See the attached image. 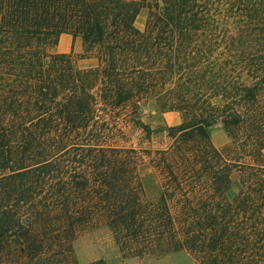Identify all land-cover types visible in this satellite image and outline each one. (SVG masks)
<instances>
[{"label":"trees","instance_id":"16d2710c","mask_svg":"<svg viewBox=\"0 0 264 264\" xmlns=\"http://www.w3.org/2000/svg\"><path fill=\"white\" fill-rule=\"evenodd\" d=\"M62 33L96 64L48 51ZM147 102L181 121L150 126ZM263 148L264 0H0V264H77L97 226L122 260L264 264Z\"/></svg>","mask_w":264,"mask_h":264},{"label":"rangeland","instance_id":"374dc122","mask_svg":"<svg viewBox=\"0 0 264 264\" xmlns=\"http://www.w3.org/2000/svg\"><path fill=\"white\" fill-rule=\"evenodd\" d=\"M146 15V9H142L137 15L135 25L139 29L144 28ZM48 51L54 53H69L75 58L77 65L80 67H90L96 64L95 58L84 57L81 38L68 33L60 34L57 44L50 47ZM141 117L145 123L152 127L176 125L181 121L178 112L160 111L150 102L142 106ZM210 136L213 144L218 148L223 147L228 141L225 132L218 123L211 126ZM152 139L151 142L154 147H157L160 142H163L160 140L157 141L155 137ZM125 140L127 141L123 144H133L137 147H145L150 144L134 129L128 131V137ZM136 171L142 184L144 195L146 197L155 195L159 189V177L145 156H142L138 160ZM237 189V174L233 173L232 185L227 192L228 197L235 194ZM98 259H103L106 264H172L175 261L169 257L161 260H155L153 258L122 260L113 242L111 233L105 226L88 227L77 236L73 243V260L77 264H89Z\"/></svg>","mask_w":264,"mask_h":264}]
</instances>
